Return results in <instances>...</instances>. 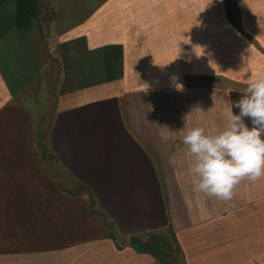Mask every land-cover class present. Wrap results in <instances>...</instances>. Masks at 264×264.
<instances>
[{
	"label": "crops",
	"instance_id": "0c3cea01",
	"mask_svg": "<svg viewBox=\"0 0 264 264\" xmlns=\"http://www.w3.org/2000/svg\"><path fill=\"white\" fill-rule=\"evenodd\" d=\"M259 73L264 0H0V264H264V177L196 192L183 144Z\"/></svg>",
	"mask_w": 264,
	"mask_h": 264
},
{
	"label": "clouds",
	"instance_id": "9594fccd",
	"mask_svg": "<svg viewBox=\"0 0 264 264\" xmlns=\"http://www.w3.org/2000/svg\"><path fill=\"white\" fill-rule=\"evenodd\" d=\"M242 93L239 100L229 102L222 130L209 134L194 126L183 136L194 191L224 202L233 198L241 181L264 177V73L253 75Z\"/></svg>",
	"mask_w": 264,
	"mask_h": 264
},
{
	"label": "rangeland",
	"instance_id": "374dc122",
	"mask_svg": "<svg viewBox=\"0 0 264 264\" xmlns=\"http://www.w3.org/2000/svg\"><path fill=\"white\" fill-rule=\"evenodd\" d=\"M50 116H51V111H49V114L47 115L46 118L44 116L42 117L40 125L37 126V128H36V133L37 132L39 133V137H40V139H42L43 142L46 139V131L48 129ZM52 162H51V165L53 166V170L55 171V173L59 177V175H61L60 170L54 163L52 164ZM78 190H80V188ZM155 240H157V241H155ZM155 240L153 241L154 245L168 246V247L173 248V252H177V250H175V242H174L173 237L171 235H169V237H167V238H166V236L164 238L157 236ZM164 261L167 264H172V262H174L176 264H180V260L178 259L177 254L170 255L169 257L165 256Z\"/></svg>",
	"mask_w": 264,
	"mask_h": 264
}]
</instances>
